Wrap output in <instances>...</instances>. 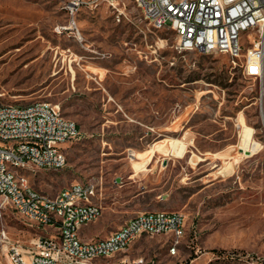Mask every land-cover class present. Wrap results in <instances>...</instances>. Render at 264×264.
Returning <instances> with one entry per match:
<instances>
[{"label": "rangeland", "instance_id": "obj_1", "mask_svg": "<svg viewBox=\"0 0 264 264\" xmlns=\"http://www.w3.org/2000/svg\"><path fill=\"white\" fill-rule=\"evenodd\" d=\"M67 24L63 0H0V100L57 104L80 131L62 145V168L18 172L51 195L94 182L103 212L81 228L85 239L138 212H183L176 253L172 235L161 233L134 241L130 258L264 264V93L257 80L224 54L177 49L175 32L153 27L132 0L83 5L78 36L56 30ZM241 123L259 144L250 155L239 147ZM173 139L186 141L181 156L158 146ZM40 233L3 208L0 264H11L10 243L28 249Z\"/></svg>", "mask_w": 264, "mask_h": 264}, {"label": "built area", "instance_id": "obj_2", "mask_svg": "<svg viewBox=\"0 0 264 264\" xmlns=\"http://www.w3.org/2000/svg\"><path fill=\"white\" fill-rule=\"evenodd\" d=\"M63 1L68 24L56 30L71 29L78 36L75 15L83 5L91 6L93 1L114 5L116 0ZM134 4L144 19H154L162 28L176 26L177 49L226 55L244 75L255 78L264 93V0H134ZM58 108L46 100L25 104L0 100V214L9 206L43 231L28 249L10 243L9 262L156 264L150 258L126 255L138 238L156 235V227L175 228V236L170 237L177 249L183 237L178 232L181 211L138 212L129 217V225H119L97 237L96 245H86L81 228L103 212L98 186L86 181V186L71 184L51 195L33 187L28 177L18 176V165H29L35 172L66 164L62 145L80 131L73 120L58 115ZM16 178H23V188H16Z\"/></svg>", "mask_w": 264, "mask_h": 264}, {"label": "bare ground", "instance_id": "obj_3", "mask_svg": "<svg viewBox=\"0 0 264 264\" xmlns=\"http://www.w3.org/2000/svg\"><path fill=\"white\" fill-rule=\"evenodd\" d=\"M134 2V0H132ZM139 2L142 3H149L150 0H139ZM101 1H93L91 2V6L93 5H98L101 4ZM149 21V23L157 28V29H171L176 33V26L175 25H167L164 26V28L161 27V25H156L154 19H147ZM200 52L202 53H210L213 52V50H200ZM58 115H62L58 109ZM241 140L239 143V147L242 150V153L245 155H250L251 153H254V151H256V149L259 147V144L254 141L253 139H251V129L244 125V123H241ZM172 139V138H171ZM167 145H165L164 143L158 144L159 148L161 149L162 152L165 153H169V154H173V155H177V156H181V154L184 153L185 148H186V141H180V140H167ZM148 152V151H146ZM132 157L135 155L136 157H139L141 154L138 152H134L133 154H131ZM21 168H30L29 165H18V170ZM61 167H50L48 169H60ZM145 168H143L140 171H144ZM139 171V172H140ZM138 172V173H139ZM18 176L20 177H26L24 174H20L18 172ZM73 185H78V186H86V182H76L73 183ZM16 188H23V178H16ZM157 213V211H148V212H142V214H155ZM97 217H93V220H95ZM184 222H185V216L182 213V217L178 219V232L179 235L183 234V226H184ZM121 225H129V218H127L126 220H124V222ZM161 233H170L172 236H175V228H167V227H156V234H161ZM86 245H96V238H92V239H86ZM173 250V254L176 253L177 249H173V245L170 248V251Z\"/></svg>", "mask_w": 264, "mask_h": 264}, {"label": "crops", "instance_id": "obj_4", "mask_svg": "<svg viewBox=\"0 0 264 264\" xmlns=\"http://www.w3.org/2000/svg\"><path fill=\"white\" fill-rule=\"evenodd\" d=\"M153 156H154V154H153ZM153 156H151V157L153 158ZM151 157H150V158H151ZM150 158H149V159H150ZM152 158H151V159H152ZM147 162H148V161H147ZM146 164H147V163H146ZM132 168H133V167H132ZM133 171H134V170H133Z\"/></svg>", "mask_w": 264, "mask_h": 264}]
</instances>
